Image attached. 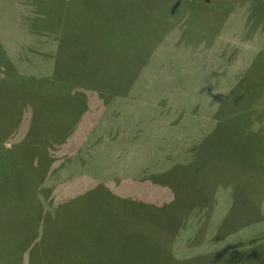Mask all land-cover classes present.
Returning <instances> with one entry per match:
<instances>
[{
    "label": "rangeland",
    "instance_id": "rangeland-1",
    "mask_svg": "<svg viewBox=\"0 0 264 264\" xmlns=\"http://www.w3.org/2000/svg\"><path fill=\"white\" fill-rule=\"evenodd\" d=\"M137 2V34H94L138 72L128 96L37 147L28 115L16 133L0 121V264H264V0ZM239 122L242 147L205 142Z\"/></svg>",
    "mask_w": 264,
    "mask_h": 264
},
{
    "label": "trees",
    "instance_id": "trees-1",
    "mask_svg": "<svg viewBox=\"0 0 264 264\" xmlns=\"http://www.w3.org/2000/svg\"><path fill=\"white\" fill-rule=\"evenodd\" d=\"M135 3H138L137 0H74V2L68 0L60 9L61 13L47 10L49 22L56 18L61 22V28L51 30L60 31L57 34L59 40L57 56L61 63L57 61L55 74L50 73L47 77L17 72L9 73L10 77L7 80L0 79V121L5 123L4 131L18 132L23 117L28 115L30 128L26 142L37 147L42 136L45 134V138L49 133L50 125L62 121L61 124L69 127V132L73 134L79 130L78 125L90 108L108 107L115 99L128 96V90L138 80V72H130L127 69L129 65L127 63L124 65L126 59L121 55L114 54L107 47L100 50L97 47L100 40L94 34L95 28L99 26H102L107 34L106 27L109 23L121 26L127 37L129 34H137L132 29L140 27L137 24L142 18L136 14L139 11L135 9ZM107 4L116 7L117 12L104 11ZM73 5L81 8L80 18L75 16ZM119 7L124 9L126 7L129 10L119 12ZM96 31L103 33L101 29ZM1 58L8 59L4 56ZM80 60L101 62L96 63L95 69L86 68L79 72ZM48 87L54 88L51 91ZM73 93L75 95L71 96ZM102 98L103 100H100ZM96 101L101 103L96 104ZM234 124L226 123L221 133H215L205 142L210 146L229 150L231 147H242L246 144L243 139L247 135L249 129L246 127L249 128V125L242 122H239L238 126ZM232 137L236 139L233 140ZM235 152L240 153L237 150ZM100 184L107 195L117 197L118 200L128 199L125 193L118 191L119 187L115 188L114 182Z\"/></svg>",
    "mask_w": 264,
    "mask_h": 264
},
{
    "label": "crops",
    "instance_id": "crops-1",
    "mask_svg": "<svg viewBox=\"0 0 264 264\" xmlns=\"http://www.w3.org/2000/svg\"><path fill=\"white\" fill-rule=\"evenodd\" d=\"M65 1L68 0H0V31L7 25L6 31L0 32V45H7L10 48L13 44L16 50L10 51L8 47V51L0 49V56L14 60L16 68L24 75L47 77L52 70L50 67L53 65V54H57L59 43L57 34L60 33V31L51 32V30L61 28L58 18L49 22L47 18L50 17L47 15V10L61 13L60 9L64 6ZM72 1L74 2V0ZM139 4L135 3L136 11L147 13L145 11L152 10L150 5H147L148 7L143 6L145 7L144 11ZM22 7L24 10L21 9ZM72 9L75 16L80 18L81 8L73 5ZM127 10L129 9L126 7L125 9L119 7V12ZM104 11L112 13L117 12V9L107 4ZM137 25L144 26L145 24L139 20ZM21 45L29 49L24 55H22L23 51L19 50ZM25 45L27 46L25 47Z\"/></svg>",
    "mask_w": 264,
    "mask_h": 264
}]
</instances>
